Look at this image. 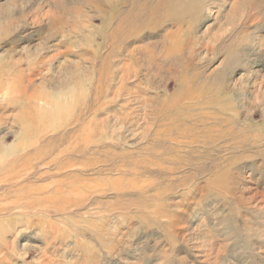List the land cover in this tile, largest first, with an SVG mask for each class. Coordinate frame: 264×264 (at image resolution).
<instances>
[{
	"label": "rangeland",
	"instance_id": "obj_1",
	"mask_svg": "<svg viewBox=\"0 0 264 264\" xmlns=\"http://www.w3.org/2000/svg\"><path fill=\"white\" fill-rule=\"evenodd\" d=\"M0 264H264V0H0Z\"/></svg>",
	"mask_w": 264,
	"mask_h": 264
}]
</instances>
